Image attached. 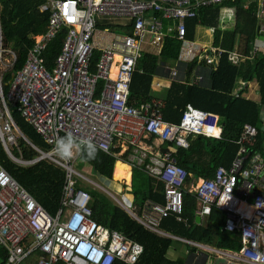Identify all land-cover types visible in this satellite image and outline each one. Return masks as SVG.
<instances>
[{"label": "built area", "instance_id": "built-area-1", "mask_svg": "<svg viewBox=\"0 0 264 264\" xmlns=\"http://www.w3.org/2000/svg\"><path fill=\"white\" fill-rule=\"evenodd\" d=\"M229 0H45L39 6L48 12L45 31L35 35L23 65L11 74L4 86V73L16 61L14 50L5 47L0 26V142L15 163L27 166L41 160L54 164L64 173L59 206L49 214L0 165V264H113L120 261L136 264L143 247L115 230L98 224L92 218L91 190L113 195L75 169L80 153L71 159L61 158L54 150L59 137L71 134L77 140L92 141L96 149L110 153L119 146L141 159L152 156L145 169L163 183V203L145 201L139 213L123 206L129 216L144 229L162 237H172L160 229L163 219L183 218V195L186 190L195 197V215L207 217L212 208L224 214V229L237 232V251L215 248L181 239L226 261V264H264V178L262 159L252 155L244 161L256 136V128L244 124L237 140L239 149L229 168H218L211 178H202L186 187L187 171L176 164L168 151L153 150L158 140L176 148H186L188 138L195 135L217 137L221 132L220 117L187 105L179 123L162 118L157 101L141 105L129 100V89L136 62L144 45H159L165 37L181 41L179 59L190 62L197 57L215 66L224 51L216 47L195 50L185 39L183 19L193 16L194 9ZM248 5L259 3L264 16V0H241ZM150 12L164 18L179 19L163 31L162 22ZM148 13H150L148 15ZM131 21V31L100 47L97 61L93 38L102 20ZM175 32L176 34H172ZM63 34L60 50L50 43ZM207 54V57L200 54ZM217 54V55H215ZM5 56L10 58L5 61ZM243 55L228 51L227 60L238 64ZM177 72L170 70L175 77ZM102 87L97 91V83ZM13 110L32 127L48 146L41 150L20 131L13 119ZM23 139L38 156L30 160L15 158L10 148ZM156 139L149 145L148 140ZM15 158V160L13 159ZM140 158H135L140 162ZM87 184V185H85ZM244 204L240 207V204Z\"/></svg>", "mask_w": 264, "mask_h": 264}, {"label": "trees", "instance_id": "trees-1", "mask_svg": "<svg viewBox=\"0 0 264 264\" xmlns=\"http://www.w3.org/2000/svg\"><path fill=\"white\" fill-rule=\"evenodd\" d=\"M44 2L45 0H0V26L4 46L16 53L13 68L4 73L5 89L11 74L23 65L27 52L33 45L34 36L45 31L49 13L39 10V6ZM224 10L230 11L231 15L223 18ZM150 13L148 15L155 14L160 19L163 31L169 25L174 26L179 21L178 18H164L160 12ZM262 20H264V16L259 12L257 1L250 2L248 5L241 0L211 3L194 9L193 16L183 19L185 25L184 37L190 40L196 36V31L200 29L203 31L210 30L213 47L230 51L235 49L236 40L238 39L240 49L248 54L257 36L256 28ZM101 22L104 21L98 22L100 28L104 25L100 24ZM131 25V21H129L128 27L126 26L128 32L131 31ZM106 26L110 27L111 24L108 25L107 22ZM172 34L176 33L172 32ZM62 39L63 34H59L50 43V47L54 52H59ZM180 47V40L165 37L159 55L160 59L176 60L179 57ZM99 54V50L93 51L92 64L97 61ZM157 58V56L141 52L131 79L130 102L137 97L140 98L141 104L156 101L150 95V86L155 74ZM196 64L197 57L190 61L187 67ZM213 67L215 70L211 71L213 81L211 87L203 88L195 84L189 85L187 81L174 80L170 83L164 99V106L161 101H157L161 107L162 118L167 122L179 123L187 105L212 112L220 117L222 132L219 137L190 136L188 146L176 149L173 154L176 164L183 167L194 178H211L214 169L218 166L222 165L228 168L231 165L239 148L236 142L243 125L246 123L254 125L257 133L253 146H247L248 155L245 161L248 162L252 155L257 152L264 156V129H261L258 125V123H261V110L264 109V52H259L253 58L248 57L238 65H232L227 60L226 53L223 52L218 56V61ZM239 80L244 82L255 80L259 94L257 102L235 96L233 90ZM102 84V81H98L97 91L101 89ZM12 115L17 127L32 144L41 150L48 149V146L18 112L13 110ZM119 151V146L111 147L110 153H103L96 149L94 158H88L83 152H80V158L108 180L111 179L113 166L118 158L130 164L132 166L133 204L136 205L137 212L141 210L146 199L163 203V183L150 176L145 169L149 164L148 157L143 159L142 164L137 165L135 161H129L127 158L131 150L128 149L120 157H116L115 154H118ZM10 152L15 158L22 160H30L38 156V153L21 138H17V146L10 148ZM0 165L49 214H55L64 183V173L59 167L46 160L27 166L19 165L8 157L1 142ZM115 172L116 167L114 174ZM136 176L139 184H135ZM188 180L189 176L186 181ZM153 183L155 184L153 185ZM99 199L92 196L90 201L93 219L109 229L123 233L142 245L143 251L136 264H185L182 260L171 261L166 257L173 244L171 239L147 231L131 219L120 207L114 204L108 205L107 202H103L105 201L103 198ZM194 209L195 197L184 191L182 216L187 219L186 223L178 222L173 216H169L162 220L160 227L173 235L216 248L239 250L238 233L228 232L224 229V214L221 211L212 208L210 215L206 217V221L203 224H196L193 218ZM2 258L3 250L0 249V261ZM113 264L125 263L115 261Z\"/></svg>", "mask_w": 264, "mask_h": 264}, {"label": "crops", "instance_id": "crops-1", "mask_svg": "<svg viewBox=\"0 0 264 264\" xmlns=\"http://www.w3.org/2000/svg\"><path fill=\"white\" fill-rule=\"evenodd\" d=\"M102 21H104V22H101L100 24H102V25L104 24L105 26L103 25L102 28L98 27V31L96 32V34L94 35V38H93V42H94V45L96 46V50H99V51H100V47H107L117 37L122 36L125 33H129L127 28H126V26L128 27V23H129V21H127V20H124V19L112 20V23H111L110 27L106 26L108 21H106V20H102ZM108 25H110V24H108ZM119 31H121V33H118ZM115 32H117V33H115ZM167 38H169V37H167ZM205 38H207V39L209 38V44L207 46L205 45V43L203 41H201V40H203ZM186 40L188 41V43H189V45L191 47L195 48V50L196 49L199 50V48H208L209 46H212V33H211L210 30H204L203 34H201L198 39L195 36L193 39H190V40L186 39ZM200 41H201V43H200ZM253 43L257 44V45H260V39L259 38L254 39ZM162 45H163V42L161 44H159V45L148 44V42H147L144 45V49L142 50V52H145L147 54L154 55V56L158 57L157 61H156L155 74H154V77H153L152 84L150 86V95L153 97L152 99L154 101L155 100L156 101H161L163 103V106H164L165 96H166V94L168 92V89H169L171 81H174V80L181 81V82L182 81H187V83L189 85L195 84V85H198V86L203 87V88L211 87V85L213 83L212 78H211V71L215 70V68L212 66L211 63L206 62V60L204 59V60H199V62H197V64L192 66V67L191 66L187 67L189 62H186V61H183L182 59H179L178 56H177L178 58L176 60H172V59L162 60V59H160V56H159L160 52H161ZM235 47L240 48L238 39L236 40ZM207 54L208 53L200 54V55H203V57L204 56L207 57ZM170 70H175L177 72L175 77H172L170 75ZM233 93L235 94L236 97L240 96V97H244L245 99H251V100L256 101V102L259 100V95L257 93V83L255 82V80H252V81H249V82H244V81L239 80L238 83L236 84L234 90H233ZM129 98H130V96H129ZM131 101H132V104L134 103V104H137V105H141V103H140L141 100L138 97L137 98H133ZM260 115H261V123H258V125H259V127H261V129H264V109L261 110ZM252 126H254V125H252ZM221 132H222V126H221ZM221 132H220V134H221ZM220 134H219V136H220ZM219 136H217V137H219ZM204 137H212V136H204ZM217 137L214 136V138H217ZM255 138H256V136L254 137L253 144L255 142ZM154 140H156V139L148 140L149 145H152ZM236 144H238V143L236 142ZM253 144L251 146H253ZM154 145L155 146L159 145V147L158 148H154L153 150H158L160 152L168 151L172 155V157H173V154L176 151V149H178V148H176L173 145H168L166 143H161L158 140L156 141V143L153 144V146ZM255 154H258L259 157L262 159L263 168H262V171H261V177L264 178V156L260 155L258 152L255 153ZM116 157H120V156H116ZM127 158H128L129 161H135V163L137 165L142 164V161H143V159H141L138 154H134L133 151L130 152V154L128 155ZM135 158H140L139 159L140 162L137 159H135ZM150 159H152V156L148 157L149 164L151 162ZM249 161L248 162L244 161L245 165H249ZM80 162H83L86 165H88L90 167L91 173L97 175L99 177V179H101L102 181L108 182V184L111 183V179L112 178L114 179L113 180L114 183L116 182L115 181L116 172H115V174L113 172H114V168L116 167L117 163H121V164L126 165L128 167V169H129V171H130L129 183L126 184L124 181L123 182L119 181V182H121L124 185L123 187H125V188L122 187L120 190L121 191L123 189L126 190L125 193H121L120 192L121 196L123 197L125 202L124 203L120 202L116 197H114V195L112 193H110L106 189L109 194L113 195L112 198L109 197V199L111 198L112 200H114L113 203H108L107 202L106 204H108V205L109 204H114V205L120 207L128 216H129L128 212L121 205H123V206L129 205L130 209L132 211L137 212L136 211L137 210L136 205L133 204L134 195H133V192H132V184H131L132 166L130 164H128L126 162H123L122 160H119V158H118V160L114 163L111 179L108 180L104 176H101L99 173H97L95 170H94L95 172H93L94 168L90 164H88L87 162L82 160L80 157L78 159H76L75 164L80 163ZM232 163H233V161H232ZM220 167L226 168V167L220 165V166H218L217 168L214 169L213 174ZM200 179H202V178H200V177L194 178V177H192L191 174H189V180L186 181V187H189V186L193 185L194 183H196ZM154 184L155 183H153V185ZM117 188H118V186H117ZM95 190L93 189L91 191H95ZM257 191L264 192L260 188H258ZM95 192L99 193L97 191H95ZM99 194L102 195L101 193H99ZM188 194L192 195L191 193H188ZM92 196H94V195H92ZM97 199H99V198L97 197ZM99 200L102 201L101 199H99ZM145 201L155 202V201H153L151 199H146ZM242 205L244 206V204H242ZM195 208H196V202H195ZM137 213H139V212H137ZM195 216H197V215H195V209H194L193 218H195ZM92 218H93V214H92ZM205 221H206V217H201V218L199 217V220L197 222L194 219V222L196 224H203ZM100 225H102V224H100ZM160 229L164 233L171 234V233H169L168 231H166L165 229H163L161 227H160ZM110 230H114V229H110ZM115 231H117V230H115ZM171 235H173V234H171ZM174 236H176V235H174ZM160 237H162V236H160ZM176 237L177 238H168V239H171L173 241V243L175 242V244H172V245H173V249H174L173 250V254H176V255H168V252H167V255H166V257L168 259H170L171 261H175L177 259V260L184 261L185 264H226V261H223L220 258L212 256V254H210V253H207L205 251H201L199 248L194 247L191 244H188V243H186L185 241H183L181 239L188 240V241L195 242V243H199V242L192 241V240H189V239H186V238H183V237H179V236H176ZM200 244L206 245V246H210V245L203 244V243H200ZM212 247H214V246H212Z\"/></svg>", "mask_w": 264, "mask_h": 264}, {"label": "clouds", "instance_id": "clouds-1", "mask_svg": "<svg viewBox=\"0 0 264 264\" xmlns=\"http://www.w3.org/2000/svg\"><path fill=\"white\" fill-rule=\"evenodd\" d=\"M256 31H257V37L256 38L260 39V45L253 43L248 54H246L242 49H240L238 47H235V49L230 50V51L240 52L244 57L243 60L248 58V57L253 58L256 55H258V53L261 51L264 52V41L261 39L262 37H264V20H262L261 23L257 26ZM210 47H213V46H210ZM216 48H218V47H216ZM196 50H198V49H196ZM223 51L227 55L228 51H225V50H223ZM241 62H239V63H241ZM238 64H232V65H238ZM246 124H248V123H246ZM54 150L63 159H71L73 157L74 153H80V152L85 153L88 158H94L95 153H96V146L92 141L87 140V139L77 140V138L73 137L69 133V134H66L65 136L59 137L57 139ZM171 236H174V235H171ZM174 237H176V236H174ZM165 238H172V237H165ZM225 250H227V249H225ZM231 251H234V250H231Z\"/></svg>", "mask_w": 264, "mask_h": 264}, {"label": "rangeland", "instance_id": "rangeland-1", "mask_svg": "<svg viewBox=\"0 0 264 264\" xmlns=\"http://www.w3.org/2000/svg\"><path fill=\"white\" fill-rule=\"evenodd\" d=\"M231 12L230 11H223V18H227L228 16H230L231 14H230ZM115 33H117V32H115ZM118 33H121V31H119ZM196 38L198 39L199 38V36L201 35V34H203V30H198V31H196ZM263 41H264V37H262L261 38ZM201 41H203L204 43H205V45L207 46L208 44H209V38L207 39V38H205V39H203V40H201ZM201 41H200V43H201ZM10 61V58L8 57V56H5V63L6 62H9ZM75 166V169H77L78 171H80L81 173H83L84 174V176L86 177V178H88L89 180H91L92 182H94V183H96V184H98V185H100V186H102L103 188H105V189H107L110 193H112L113 195H114V197H116L120 202H122V203H124L125 201H124V199H123V197L121 196V193H125L126 192V190L125 189H123L122 191L120 190L124 185L121 183V182H115V183H113L115 186L114 187H112L111 185L109 186V184H108V182H106V181H102L101 179H99V177L97 176V175H95V174H93V173H91V170H90V168L88 167V166H86V164H84V163H77V164H75L74 165ZM138 177L136 176V179H137ZM111 182H114L113 181V179H111ZM135 184H139L138 183V179L136 180V183ZM85 185H87V184H85ZM117 186H118V188H117ZM123 188H125V187H123ZM95 190V189H94ZM95 191H97V192H99V193H101L102 195H100L99 193H96ZM95 191H90L94 196H96V197H99V198H103V200H105L104 202L106 203V202H108V203H113V201L114 200H112L111 198L109 199V196H108V194H105V193H102L101 191H99V190H95ZM121 192V193H120ZM173 244H175V242L173 243ZM175 246V245H174ZM173 245L170 247V249L168 250V255H176V254H173ZM212 256H214V255H212ZM172 258V257H171ZM31 261L30 260H28L27 261V263H25V264H29Z\"/></svg>", "mask_w": 264, "mask_h": 264}, {"label": "bare ground", "instance_id": "bare-ground-1", "mask_svg": "<svg viewBox=\"0 0 264 264\" xmlns=\"http://www.w3.org/2000/svg\"><path fill=\"white\" fill-rule=\"evenodd\" d=\"M114 170H115V168H114ZM129 179H130V171H129L128 167L124 164L117 163L115 181L116 182H119V181L123 182L124 181L126 184H128ZM113 183L112 182L109 183V186L111 185L112 187H114L115 185ZM240 207H243L242 203L240 204Z\"/></svg>", "mask_w": 264, "mask_h": 264}, {"label": "water", "instance_id": "water-1", "mask_svg": "<svg viewBox=\"0 0 264 264\" xmlns=\"http://www.w3.org/2000/svg\"><path fill=\"white\" fill-rule=\"evenodd\" d=\"M13 159L15 160V158H13ZM94 170H95V169H93V172H95ZM194 219H195V221L197 222V221L199 220V217H198V216H195Z\"/></svg>", "mask_w": 264, "mask_h": 264}]
</instances>
